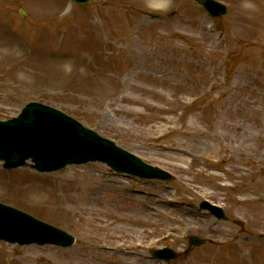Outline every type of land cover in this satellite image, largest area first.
I'll use <instances>...</instances> for the list:
<instances>
[{
	"label": "rangeland",
	"instance_id": "374dc122",
	"mask_svg": "<svg viewBox=\"0 0 264 264\" xmlns=\"http://www.w3.org/2000/svg\"><path fill=\"white\" fill-rule=\"evenodd\" d=\"M218 1L212 19L195 0H0V119L39 102L173 176L0 163V202L75 238L0 242V264H163L162 247L180 256L164 264H264V0Z\"/></svg>",
	"mask_w": 264,
	"mask_h": 264
},
{
	"label": "water",
	"instance_id": "95a60500",
	"mask_svg": "<svg viewBox=\"0 0 264 264\" xmlns=\"http://www.w3.org/2000/svg\"><path fill=\"white\" fill-rule=\"evenodd\" d=\"M74 1L85 4L89 0ZM198 2L212 15L225 13L224 7L214 1ZM26 159L41 172L58 170L69 164L101 161L117 172L143 178H169L165 172L148 167L73 119L38 104H29L17 119L0 122V160L4 161V167L23 166ZM203 206L221 217L219 209L206 203ZM0 240L22 245L51 243L57 246H69L73 242L69 235L2 205ZM190 243L198 246L201 241L191 237ZM156 255L166 259L176 257L170 251L157 252Z\"/></svg>",
	"mask_w": 264,
	"mask_h": 264
},
{
	"label": "bare ground",
	"instance_id": "6f19581e",
	"mask_svg": "<svg viewBox=\"0 0 264 264\" xmlns=\"http://www.w3.org/2000/svg\"><path fill=\"white\" fill-rule=\"evenodd\" d=\"M249 1H251V0H249ZM247 9L250 12H253V14H254L255 10L257 12L259 11V8H254V7H251V6H249ZM259 19L262 22V26L264 27V15L262 14ZM234 132H235L236 135H239L241 137L243 143L247 142V137H244V135H241L238 129L234 130ZM258 189H259V187L258 186H255L254 188L249 189L248 192H251L252 194H254V193H256L258 191ZM257 200H259L261 202L264 201V199H262V198H258ZM248 201L254 202V200H252V199H249ZM243 203L244 204H247V202L245 200L243 201ZM119 263L120 264H123L122 262H119Z\"/></svg>",
	"mask_w": 264,
	"mask_h": 264
}]
</instances>
